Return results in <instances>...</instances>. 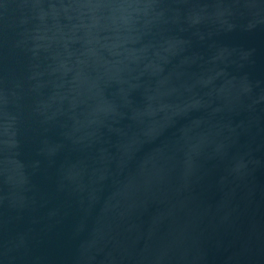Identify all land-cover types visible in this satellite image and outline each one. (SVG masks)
Masks as SVG:
<instances>
[{
  "label": "water",
  "instance_id": "obj_1",
  "mask_svg": "<svg viewBox=\"0 0 264 264\" xmlns=\"http://www.w3.org/2000/svg\"><path fill=\"white\" fill-rule=\"evenodd\" d=\"M0 264H264V0H0Z\"/></svg>",
  "mask_w": 264,
  "mask_h": 264
}]
</instances>
